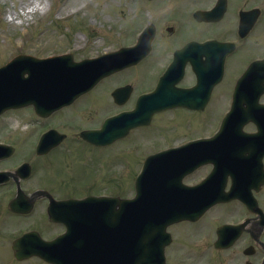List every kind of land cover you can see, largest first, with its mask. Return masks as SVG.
<instances>
[{
  "label": "rangeland",
  "instance_id": "obj_1",
  "mask_svg": "<svg viewBox=\"0 0 264 264\" xmlns=\"http://www.w3.org/2000/svg\"><path fill=\"white\" fill-rule=\"evenodd\" d=\"M141 0H0V65L4 63L8 56L15 53H26L38 57H46L49 55H55L67 50L70 47H82L86 48L83 56L95 55L97 52H104V48L118 47L119 45L130 42L133 39L132 33L138 30L139 24L143 21L145 15V9L156 11L159 8V4H150L145 8L144 1ZM171 1V0H170ZM201 7L207 5L204 0H197ZM236 0H232L234 3ZM28 2H32L28 4ZM205 2V4H204ZM241 2V0H239ZM35 3L42 4V15L35 16L34 14H27V11L33 10ZM69 13L73 14L68 20H59V17H64ZM141 15V16H140ZM175 17L176 22L179 24L181 31L184 35L195 34L196 36H215L217 38H224L228 36L227 29H232V25L225 27L223 24H200V23H188L187 20V8L186 3L180 5V7L170 14V17ZM34 18V20H32ZM145 21V20H144ZM162 24L165 22L160 20ZM144 23V22H143ZM227 23H230L229 19ZM232 24V23H230ZM112 29V30H110ZM121 30L126 35V39H121L119 36ZM162 35L165 33V28H161ZM159 39V48L155 56L148 61L147 64L142 67H135L127 70L124 73L117 74L111 79H106L97 90L92 92L89 96L83 98L80 102L73 105L64 114H60L59 119H51L50 122L54 127H59L62 122H69L75 124V126H90L98 123L99 119L106 113H110L118 109L113 102H111L110 94L114 88L121 84H132L137 92L149 89L155 79L156 75L162 70L165 63L164 57L166 51L169 50L165 44H162L163 37ZM181 36L172 40L170 43L180 42ZM168 43V44H170ZM20 44V47L18 45ZM22 44V46H21ZM15 45L17 48L15 49ZM254 47L255 52L261 54L264 50V35H258L256 38ZM161 57V61H157L156 58ZM154 61V62H153ZM155 66V67H154ZM153 72L150 74V72ZM233 70L230 69V74ZM225 84V80L224 83ZM225 86V85H224ZM228 89H220L216 93V101L213 105L212 114L219 113L225 106V102L228 96ZM29 111V110H25ZM215 111V112H214ZM25 112L24 114H26ZM20 114V113H19ZM175 113H168L159 116L155 122V125L149 129L146 134H152L156 131V137L150 141L143 137V134L137 136L140 138L138 142L141 148L135 151L136 148L128 151V149L134 145V143L122 144L123 157L115 163V159L112 157L107 165L99 162L89 160L86 155L85 149L79 150L76 154L66 151H61L59 155H51L50 159H45L42 162V167L38 174L27 183V188H34L38 186V182L41 181L43 185H54L52 192L61 195L65 191L62 189L70 188L74 184L75 188L80 190V186L86 179L94 180L95 183L101 182V177L97 174L100 169L102 172V178L105 182L113 184H121L122 189L128 194L130 187L133 185V177L140 169L142 160L145 155L151 152H155L158 148L169 145L170 143H176L183 138L195 136L198 134H205L211 131L212 126L207 127L210 124H215L219 116H203V121L195 123L193 120L190 122L192 114L186 115L179 119L184 121L174 123L176 120ZM18 115V114H17ZM199 116V115H196ZM15 118L16 117H12ZM34 122L36 131H40L44 126V121ZM7 118L3 119L0 123V127L9 126L6 123ZM19 125V123H17ZM39 125V126H38ZM196 125L204 126L197 128ZM0 128V129H1ZM35 133L30 137L27 135H18L17 141L20 142L18 154L19 159L26 156L36 138ZM34 137V138H32ZM21 138V139H19ZM24 139V140H22ZM34 139V140H33ZM70 143H67L69 147ZM30 147V148H29ZM66 147V148H67ZM69 149V148H68ZM74 151L75 147L73 146ZM58 154V152H56ZM75 155L76 157H72ZM100 156V154L98 153ZM28 157V156H26ZM105 158L104 156H102ZM135 158V159H134ZM136 159L140 161V164L136 162ZM110 160V159H109ZM134 160V161H133ZM18 163L16 160H10L7 163L1 164L0 167L11 166ZM59 163V164H57ZM124 164V165H123ZM123 165V166H122ZM129 166L126 170L123 178H119V171L122 168ZM99 177V178H98ZM199 178V176L197 177ZM112 185V186H113ZM109 186V184H107ZM0 190V197L6 204L11 198L8 196L7 191ZM95 191H100L98 188ZM80 192V191H79ZM78 192V193H79ZM67 193V192H66ZM0 221V253L6 258V263L16 264L13 260L10 244V233L17 228V222L12 218H1ZM28 225L32 224L31 220L27 221ZM25 226L21 223L17 229H21ZM189 226V225H188ZM197 226L193 225L192 228L186 229L185 226L173 228L175 236H179V242L175 243L173 251L171 250V260L169 264H240L231 260V253L217 252L211 245L208 247H197L195 241L198 240L199 233L196 229ZM213 229L211 230L212 233ZM213 237V235H211ZM178 241V240H177ZM207 252V254L201 259L200 254ZM23 264H42L40 262L23 263Z\"/></svg>",
  "mask_w": 264,
  "mask_h": 264
},
{
  "label": "water",
  "instance_id": "obj_2",
  "mask_svg": "<svg viewBox=\"0 0 264 264\" xmlns=\"http://www.w3.org/2000/svg\"><path fill=\"white\" fill-rule=\"evenodd\" d=\"M158 171H167L162 162H153L152 160L145 164L144 170L137 180L138 196L140 199L137 202L134 201L127 203L124 207L123 217L125 218L123 219V230H125V226H128L129 228L128 232L124 234L134 235L135 237H138L140 239V244L138 246V248L140 249L137 250V255L141 257H144L149 254V252L155 245H163L164 243H169V236L165 234V229L169 224L175 221L173 219V212H166L165 217L163 219H168L162 221V218L158 217L160 216L159 206L153 208L147 200H144V195L148 194L149 190L154 186V182L156 180L155 178L157 176H160ZM155 220L158 222H155ZM85 240L90 244L97 245L103 250V252L97 254L94 257L79 253L71 258L72 263L75 262V264H113L112 261L109 259L108 252L104 248H102V246L105 245V242L102 240L100 234L89 236ZM62 245L64 247V250H67L68 241H62ZM28 249V243L24 239L19 240L17 243L14 244L15 255L18 259H23L24 257L22 255L24 254V251ZM35 253L38 255H42V251L40 249L35 250ZM143 259L144 258L134 264L147 263ZM49 261H53V258L51 257ZM54 262L55 264H58V261H56L55 259ZM161 264H164V262H162Z\"/></svg>",
  "mask_w": 264,
  "mask_h": 264
},
{
  "label": "flooded vegetation",
  "instance_id": "obj_3",
  "mask_svg": "<svg viewBox=\"0 0 264 264\" xmlns=\"http://www.w3.org/2000/svg\"><path fill=\"white\" fill-rule=\"evenodd\" d=\"M243 4H244V0H241V2H239V0H236L233 3V5L235 8L238 7L240 9L238 11H234V8H232L229 5L230 13L234 16L236 14L240 15V13L245 11V9H241L242 7H244ZM254 58H256V54L251 53L247 45H244L240 49H237L236 52H234L232 55H229L227 57V65H226L227 69L230 68L233 70V72H232V74H230V76L231 77H235L237 75L240 76L244 72L245 67H247V64ZM262 193L258 194V201L260 202V204L264 203V194H263V196H261ZM262 254H263L262 260H263L264 259V253H262Z\"/></svg>",
  "mask_w": 264,
  "mask_h": 264
}]
</instances>
